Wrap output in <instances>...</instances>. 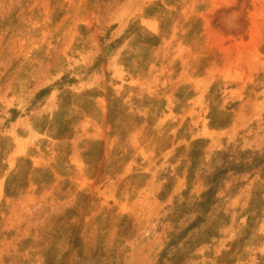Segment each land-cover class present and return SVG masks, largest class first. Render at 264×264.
Listing matches in <instances>:
<instances>
[{"label":"rangeland","instance_id":"1","mask_svg":"<svg viewBox=\"0 0 264 264\" xmlns=\"http://www.w3.org/2000/svg\"><path fill=\"white\" fill-rule=\"evenodd\" d=\"M0 264H264V0H0Z\"/></svg>","mask_w":264,"mask_h":264}]
</instances>
